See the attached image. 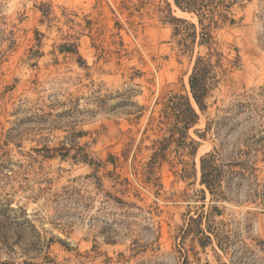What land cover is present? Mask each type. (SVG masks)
<instances>
[{
	"label": "rangeland",
	"instance_id": "374dc122",
	"mask_svg": "<svg viewBox=\"0 0 264 264\" xmlns=\"http://www.w3.org/2000/svg\"><path fill=\"white\" fill-rule=\"evenodd\" d=\"M176 9L0 0V264H264V0L212 30L221 67L192 105L195 147L168 142L149 173L161 101L190 97L208 51ZM214 150L246 174L223 178V198L200 182Z\"/></svg>",
	"mask_w": 264,
	"mask_h": 264
},
{
	"label": "trees",
	"instance_id": "16d2710c",
	"mask_svg": "<svg viewBox=\"0 0 264 264\" xmlns=\"http://www.w3.org/2000/svg\"><path fill=\"white\" fill-rule=\"evenodd\" d=\"M174 5L183 12L193 13L197 18L199 26L198 44L207 48L205 55H197L192 66L188 79L189 92L197 108L204 111L207 107V99L211 90L217 82L216 69L221 67V54L213 46L215 45L212 30L226 23H233L231 8L237 0H172ZM185 25L178 29L182 32L183 38H190L194 43L197 37L196 25L185 19L175 18ZM160 123L166 124L168 136L163 138L166 141L161 147L154 151L147 163L148 172L151 173L159 158H163L164 147L168 142H175L177 145L193 148L195 143L188 136V129L193 126L198 118L197 111L190 102L187 94L170 92L161 101ZM189 139L188 142L186 140ZM67 153L69 149H66ZM67 153L65 155H67ZM76 157V155H74ZM87 157V156H86ZM85 155L83 160H85ZM201 184H204L209 193L216 198H223L225 192L221 190L223 178H234L236 175L245 176L244 169L232 170L231 164H225L218 151L205 153L201 156ZM229 188V185L227 186ZM207 237V236H206Z\"/></svg>",
	"mask_w": 264,
	"mask_h": 264
},
{
	"label": "bare ground",
	"instance_id": "6f19581e",
	"mask_svg": "<svg viewBox=\"0 0 264 264\" xmlns=\"http://www.w3.org/2000/svg\"><path fill=\"white\" fill-rule=\"evenodd\" d=\"M176 13H177V15L185 17V18L190 17L193 21H195V17L193 15H192L193 17H191L190 13L183 12V11L179 10L178 8L176 9ZM190 97H191V94H190ZM191 98H190L191 104L196 108V104H195L194 100H192Z\"/></svg>",
	"mask_w": 264,
	"mask_h": 264
}]
</instances>
